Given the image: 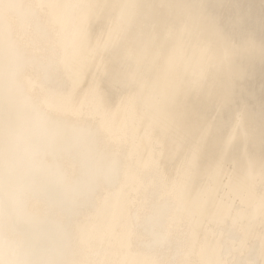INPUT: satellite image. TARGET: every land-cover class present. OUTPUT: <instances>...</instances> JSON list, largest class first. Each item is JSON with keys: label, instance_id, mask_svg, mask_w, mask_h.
Returning a JSON list of instances; mask_svg holds the SVG:
<instances>
[{"label": "bare ground", "instance_id": "6f19581e", "mask_svg": "<svg viewBox=\"0 0 264 264\" xmlns=\"http://www.w3.org/2000/svg\"><path fill=\"white\" fill-rule=\"evenodd\" d=\"M264 264V0H0V264Z\"/></svg>", "mask_w": 264, "mask_h": 264}, {"label": "clouds", "instance_id": "9594fccd", "mask_svg": "<svg viewBox=\"0 0 264 264\" xmlns=\"http://www.w3.org/2000/svg\"><path fill=\"white\" fill-rule=\"evenodd\" d=\"M3 264H16V262H13V261H4Z\"/></svg>", "mask_w": 264, "mask_h": 264}]
</instances>
